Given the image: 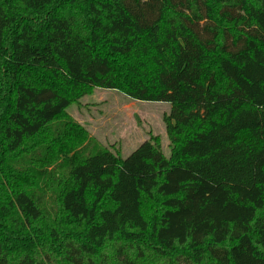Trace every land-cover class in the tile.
I'll return each instance as SVG.
<instances>
[{
    "label": "trees",
    "instance_id": "16d2710c",
    "mask_svg": "<svg viewBox=\"0 0 264 264\" xmlns=\"http://www.w3.org/2000/svg\"><path fill=\"white\" fill-rule=\"evenodd\" d=\"M94 88L169 103L170 155L92 146ZM145 257L264 264V0H0V264Z\"/></svg>",
    "mask_w": 264,
    "mask_h": 264
},
{
    "label": "rangeland",
    "instance_id": "374dc122",
    "mask_svg": "<svg viewBox=\"0 0 264 264\" xmlns=\"http://www.w3.org/2000/svg\"><path fill=\"white\" fill-rule=\"evenodd\" d=\"M170 111L167 102L140 101L116 89L94 88L70 104L69 116L88 133L92 146L101 145L126 158L151 135L160 138L161 148L170 155V142L166 134L164 116ZM150 204L148 212H153ZM112 248L104 250L111 255ZM146 254V253H145ZM137 264H147L146 257Z\"/></svg>",
    "mask_w": 264,
    "mask_h": 264
}]
</instances>
